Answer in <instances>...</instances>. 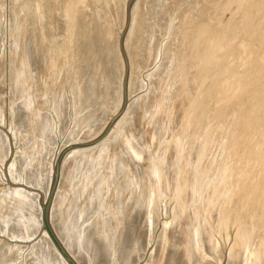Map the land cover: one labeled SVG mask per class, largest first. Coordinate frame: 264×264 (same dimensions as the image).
<instances>
[{"label":"rangeland","instance_id":"rangeland-1","mask_svg":"<svg viewBox=\"0 0 264 264\" xmlns=\"http://www.w3.org/2000/svg\"><path fill=\"white\" fill-rule=\"evenodd\" d=\"M129 1L130 0H0V264L39 263V249H43V246H45L42 243H38L40 242L39 237L42 234L41 227L40 233L37 235L34 234L35 237L31 236L32 234L29 232V229L33 227L32 221H28V223H31L28 224L26 223L27 221L22 220L27 213L26 206L23 203V209L20 207L18 208V199L15 198V203L13 192L15 189L18 190L19 188L25 191L21 186H28L32 189L36 184L38 185V183L41 188L44 187L47 189L46 187L48 186L50 189L53 165L56 159H54L55 153L58 150H60V153L65 148L63 147L65 145L68 147L71 145L87 144L101 137L109 122L119 113L122 107L123 80L125 77L126 64L128 68L127 106L123 114L110 130V137L108 134L101 141L102 144L99 142L94 146L69 152L65 155L62 162L59 180L62 182H60L62 185H60V183L58 184L59 188L60 186L62 188H60L58 193L59 196L57 195L56 197L54 195L56 198L53 197L51 204L55 202V199L56 201L59 199L58 201L60 202L62 200L61 205L60 202H55L58 205L54 204V207H59L57 209L53 208V210L56 209L57 212L53 211V213L56 214L52 216V220L55 219L53 223L57 224V222H59L58 226L60 228L63 227L60 231L63 230V236H67L64 238L61 234L62 240L63 238L66 240V242L63 240L66 247H70H67L69 250H74H72L71 253L76 255V259L80 260V257H83L81 260L83 259L82 261L85 263L81 261L82 264H174L176 260L178 264H252L253 262V264H264V219H262L264 217V197L261 198V194H258L260 189H251L246 190L247 193L245 191L244 194L246 196L242 194L243 196L241 195V198L239 195L240 198H238L241 200L237 198L233 200L234 198L232 199L231 197L234 193H232L233 188H231L232 185H230L232 184V180L236 177L234 171H238L239 169V171L243 172V170L240 169H245L244 171H246L249 167H251L249 170H252L253 174L256 172V176L254 175L255 179L262 176L261 178L264 182V168H262L261 162L257 159L256 161H259L258 164L254 160L243 161V155L241 159L238 156V160H240L236 161L235 156L233 157L232 153H228L226 143V137L229 135L228 131L231 130L230 134H233L236 130L235 124L237 120H239V115L236 114L238 108L242 111V115L245 116L249 112L252 113L250 110L253 106L256 107L255 101L258 98H260L258 99L259 102H262L261 105L264 103V63H259V61L264 59V52H262L263 55L261 54V51H264V44L262 43L264 42V37H262L264 34V11L262 10H264V8L261 9L262 6L259 9H253L252 7L256 5L257 1V4H261L263 1V4L264 0H253L252 2L248 0L250 1L248 2L249 4L246 1L248 7L243 6L242 9L234 3L235 0H230L232 2L229 3L227 2L229 0H133L128 11L127 7ZM252 3L253 5L250 6ZM250 7L253 9L252 11ZM215 8L220 11H216ZM244 8L246 11H251L258 18L262 11V17L259 19L257 18L259 22L261 20L260 23L253 15L254 22L257 26L253 24V20L250 21L248 18L247 20L242 16V14L247 15ZM235 9L240 10L241 13L238 11V14ZM256 12H260V14ZM233 14L237 16L241 15L239 18L236 16L235 18ZM208 16H211V19ZM230 16H232V18H230ZM188 19L190 20L187 23L186 21ZM239 20H244L245 25L243 23V25L240 24ZM191 21H194L195 24L193 22L192 25ZM249 21L252 24H250ZM211 22H215V24L213 25ZM180 23L182 25H180ZM202 23L206 26L205 29L207 32H210V35H208L209 37L212 35H214V38L220 36L217 38L219 40L218 42L222 40L221 37L223 38L220 43L223 44L219 46L223 47L222 51H224V53L226 52L224 48L228 50L229 47H232V49L230 48V50H228L230 52L227 51L228 53L226 52L224 54L220 51V54L223 53V55L228 58V64H223L227 67L223 66L222 69L224 70V73L222 72L224 76L221 77H223L224 80L223 78L218 79V81L221 79L223 82L221 80L220 82L216 81L218 77L213 79L214 87L217 86L215 92L216 90L219 91H217V94H223V91H225L223 94L225 96L233 93L231 96H228V99H231L227 103V106H230L229 108H226V104H221L222 108H220V103H218L216 99H219V96L214 93L212 94L213 96H208V103L207 96L200 97V94L198 95L195 85L192 87L188 86L189 89L191 88L190 93H192L191 98H193V101L190 99L191 102L187 101V104H185L186 101L180 103L181 97L184 94L182 92L184 91L182 88L179 89L180 84L175 85L178 72L176 68L178 67V61L182 57V53L180 52H182V49L190 42V37L185 36L186 34L183 33L188 32L194 34L200 26L203 28ZM248 24L249 26H246ZM184 25H186V27ZM252 25L255 27H252ZM191 26L195 27L192 29ZM215 26L220 29L219 32ZM225 26L227 29H225ZM243 26L245 30L247 29L246 31H243ZM189 27H191V30ZM213 27L215 29H213ZM193 30L195 31L192 32ZM212 30H214V33L217 31L218 34H211ZM256 31L259 34L258 37ZM246 32L249 36L246 35ZM238 34L240 36H238ZM237 36L240 37V40ZM244 37L246 38L244 39ZM249 37L252 42L247 41L250 40ZM229 38L230 41H234L233 43L231 42L233 45L235 42L237 43L239 41H241L239 43L249 45L247 51L242 54L241 51H236L240 55L236 52L233 53L237 48L229 43ZM241 38L243 40H241ZM185 41L187 42L185 43ZM182 43L186 45H182ZM226 43L230 45H225ZM250 44L255 45L251 47ZM259 45L262 46L260 47ZM219 46L216 45V47ZM255 46H257V48ZM233 47L236 49L234 50ZM258 49H261L259 53L257 52ZM250 52L251 54L255 52V55H251ZM245 53H247V55ZM235 54L237 60L233 57ZM259 54L262 59L259 57ZM123 55H125V58ZM237 56H239V58ZM231 58L233 59L231 60ZM234 58L235 61H233ZM250 58H253L254 61ZM254 63L255 66L257 65L256 68ZM239 64L240 67H237ZM232 66L234 67L231 70ZM235 67L238 68V70ZM248 68L250 70H247ZM215 69L216 68L213 70L210 69V71L212 72ZM251 69H253V71ZM216 70L214 71L215 73ZM234 70L235 72H232ZM243 70L247 71V74ZM260 70L261 72L259 73ZM254 71L255 73H253ZM257 71L259 73L258 75H256ZM249 74H254L255 76H250ZM241 75L246 79H244L243 76L241 78ZM187 76H191V72ZM227 76L229 84L225 85V78ZM250 77L255 79H249ZM240 79H244L241 81L244 87L241 86ZM248 79L251 81L246 82ZM234 80L237 85L234 83ZM255 80L257 83L258 80H263L259 82L262 86L259 84L252 86L253 83L256 82ZM230 82H232L233 85L230 84ZM205 83H207V81ZM205 83L204 86H208ZM234 85L237 86V88ZM255 86L256 88L253 90ZM240 88L244 91L242 92ZM250 88L252 89L249 90ZM261 88H263V91ZM227 89H229L230 92H228ZM252 90L255 93L254 95ZM257 90L260 92L256 93ZM163 93H165L166 96L167 93L170 94L171 99L173 98L174 100H172L173 102L169 106L170 114H167V116L164 113L167 109V102L165 99L168 98ZM238 93L239 96H237ZM193 95L196 96L195 100ZM256 95H258V97ZM251 97L256 98L254 99ZM240 98V102L243 101L244 103L238 102V104H240L237 106V101H239ZM248 98L251 99L249 102H247L249 100ZM196 99L199 101L197 102ZM202 99L203 101H200ZM210 99L214 102L210 101ZM214 99L216 100V104H214ZM158 101L160 103H158L159 109L155 105ZM133 102L134 104H132ZM246 102L247 104H245ZM118 104L120 105L118 106ZM129 104L132 105V107ZM188 104L191 106V109H189ZM184 106H186V109L183 108ZM236 106L237 108H235ZM128 107H130L132 112ZM215 108L217 109L214 110ZM194 110L195 112L198 111V113L196 112V114L192 115ZM217 110L221 113H219V111L217 112ZM222 110L225 111L223 112ZM243 110L246 111L243 112ZM126 111L128 112L126 113ZM214 111L217 114L214 113ZM241 111L238 113L240 114ZM177 112L179 114H177ZM135 114L137 115L135 116ZM195 115L198 116L199 119L197 117L196 120ZM202 115H204L203 118H205L201 122ZM214 115L217 116L212 117ZM220 115H222V117ZM185 116H187V118ZM207 116L211 117L209 118ZM190 117L191 119H195L190 121ZM259 117H263L264 119V110ZM259 117L257 118L255 116V119L259 121ZM211 119L213 120L210 121ZM263 119L260 118V121H262L259 122L260 124L258 123L261 127H264ZM185 120L188 125H186L187 123L185 124ZM188 121L190 123L192 121L195 122L190 124ZM213 121H217L214 123V127L212 126ZM230 122L231 129L229 128ZM252 123L254 124L255 122ZM221 125H224V127ZM252 127L254 128V125ZM99 129L102 131L100 130L99 132ZM248 135L249 137H247ZM253 135H255L254 130L246 136V138L251 137L253 139L251 144L255 143ZM256 140H258V138ZM261 140L264 141L263 138ZM97 145H104L103 147L101 146L103 150L101 147H97ZM136 150L137 153L135 152ZM230 155L232 156L231 158ZM189 159L192 161H189ZM241 161L244 162L242 163L243 166L240 164ZM250 162H252L253 165ZM244 166H246L247 169ZM227 167H229V171ZM256 168L258 169L257 171ZM207 172L208 174L211 172L210 175H208ZM215 172H217V174ZM199 173H201L200 176ZM231 173L234 175H231ZM237 173L238 172H236V174ZM197 176L200 178H197ZM231 176H233V179ZM229 177L232 179L231 182H229ZM63 184H65L66 187ZM62 189L64 191V197L60 195ZM248 191L250 197L248 196ZM40 193L43 194L42 189ZM226 194L230 195V199ZM257 194L260 196V199ZM207 196L208 199H206ZM10 198H13L14 202ZM248 198H251V201ZM227 199L229 201L231 199L233 200H231V206H226V203L229 202H225ZM236 200H238V204ZM223 202L226 206V210L223 208ZM259 204L262 205V207ZM255 205H258L257 209ZM240 206L248 213H244V210L242 211V207ZM219 211H221V214ZM257 211L259 213H257ZM31 212L32 211H30V214L35 216V212ZM249 213L251 214L248 216L247 214ZM233 215L235 217H233ZM252 216L258 217L254 219ZM56 218L58 219L56 220ZM255 222L257 225L254 224ZM24 225L29 228H24ZM31 231H33V229H31ZM76 240L77 242H75ZM69 242H72V245ZM73 243H75V245ZM184 246H186V249ZM80 248H82L81 255L79 254ZM177 248H179V250ZM47 250L46 256H48L49 259L46 258L48 260L45 259L42 261L43 263H40L56 264L59 262L55 256L50 253V250ZM254 251L255 253H253ZM174 252L177 256L180 255L179 260L174 259L178 258ZM256 252L259 258H257L258 255ZM82 253L84 255H82ZM171 257L172 259H170ZM53 261L55 263H52ZM57 264L61 263L59 262Z\"/></svg>","mask_w":264,"mask_h":264},{"label":"bare ground","instance_id":"bare-ground-1","mask_svg":"<svg viewBox=\"0 0 264 264\" xmlns=\"http://www.w3.org/2000/svg\"><path fill=\"white\" fill-rule=\"evenodd\" d=\"M116 1V0H115ZM164 1V0H163ZM162 1V2H163ZM221 1V0H220ZM223 1V0H222ZM246 1H247V3L248 2H252L253 0H250V1H248V0H235L234 1V3L235 4H237L238 5V7L240 8V9H242V7L243 6H247L248 7V4L246 3ZM113 2V1H112ZM207 2H209V1H207ZM206 2V3H207ZM228 3L229 2H232V1H227ZM255 2V1H254ZM263 2V1H262ZM262 2H261V4H257L258 3V1H257V3H256V5H254V6H252L253 7V9H259V8H261L262 6V8L261 9H263L264 8V3L262 4ZM27 3V2H26ZM35 3V2H34ZM82 3V2H81ZM84 3V2H83ZM218 3V2H217ZM77 4V3H76ZM113 4V3H112ZM116 4H117V2H116ZM216 4V3H215ZM247 4V5H246ZM39 5V4H38ZM41 5V4H40ZM251 5H253V3L252 4H250V6ZM45 6V5H44ZM215 6V5H214ZM230 6V5H229ZM114 7V6H113ZM116 7H118V6H116ZM138 7V6H137ZM225 7V6H224ZM111 8V7H110ZM213 8V7H212ZM237 8V7H236ZM104 9V8H103ZM113 9V8H112ZM116 9V8H115ZM122 9V8H121ZM155 9V8H154ZM207 9V8H206ZM216 9V8H215ZM225 9V8H224ZM248 9V8H247ZM250 9H251V7H250ZM253 9H251V11L253 10ZM260 9V10H261ZM235 10H237V9H235ZM244 10H245V12H247V15H243L242 14V16L244 17V18H248L250 21H252L253 20V22H254V17H253V13L251 12V11H246V9L244 8ZM212 11H213V9H212ZM211 11V12H212ZM215 11V10H214ZM216 11H220V10H217L216 9ZM215 11V12H216ZM240 12V10H237L236 12ZM258 11V10H257ZM262 11H264V10H262ZM262 11H261V14H260V12L259 13H257V14H260V16H259V18L260 17H262ZM37 12V11H36ZM155 12H156V10H155ZM214 12V13H215ZM239 12H238V14H239ZM44 13V12H43ZM42 13V14H43ZM218 13V12H217ZM241 13V12H240ZM39 14V13H38ZM156 14V13H155ZM208 14V13H207ZM210 14V13H209ZM244 14H246V13H244ZM264 14V13H263ZM40 15V14H39ZM46 15V14H45ZM67 15V14H66ZM134 15V14H133ZM149 15V14H148ZM211 15V14H210ZM217 15V14H216ZM232 15V14H231ZM241 15V14H240ZM240 15H234L233 14V16L235 17H238L239 18V16ZM156 16V15H155ZM181 16V15H180ZM203 16V15H202ZM215 16V15H214ZM255 16V15H254ZM157 17V16H156ZM182 17H183V15H182ZM209 17V16H208ZM213 17V16H212ZM235 17V18H236ZM256 17V19L258 18L257 16H255ZM36 18V17H35ZM107 18V17H106ZM133 18V17H132ZM210 19H211V16L209 17ZM208 18V19H209ZM214 18V17H213ZM212 18V19H213ZM230 18H232V16H230ZM235 18H234V20H235ZM241 18V17H240ZM243 18V19H244ZM258 18V19H259ZM182 19V18H181ZM190 19H192V18H190ZM190 19H188L186 22L188 23L189 22V20ZM207 19V18H206ZM209 19V20H210ZM247 19V20H248ZM258 19H257V21H258ZM133 20V19H132ZM132 20H131V22H132ZM183 20V19H182ZM184 20H186V19H184ZM193 20V19H192ZM196 20V19H195ZM204 20H205V18H204ZM245 20V19H244ZM244 20L242 21V20H239V23L240 24H244L245 25V23H244ZM246 20V21H247ZM197 21V20H196ZM200 21V20H199ZM198 21V22H199ZM211 21V20H210ZM233 21V20H232ZM236 21V20H235ZM249 21V23L250 24H252L251 22ZM256 21V20H255ZM256 21V22H257ZM183 22V21H182ZM185 22V21H184ZM192 22V21H191ZM190 22V23H191ZM194 22V21H193ZM193 22H192V25H193ZM213 22V21H212ZM211 22V23H212ZM217 22V21H216ZM221 22V21H220ZM229 22V21H228ZM248 22V21H247ZM259 22V21H258ZM260 22H261V20H260ZM259 22V23H260ZM264 22V21H263ZM157 23V22H156ZM189 23V24H190ZM197 23V22H196ZM208 23H210V22H208ZM229 23H231V22H229ZM189 24H188V26H189ZM194 24H195V22H194ZM213 25L215 24V22L214 23H212ZM218 24V23H217ZM216 24V25H217ZM225 24V23H224ZM235 24V23H234ZM242 24V25H243ZM253 24H255V26H257V24L254 22ZM42 25V24H41ZM156 25V24H155ZM179 25V24H178ZM180 25H182L181 23H180ZM198 25H199V23H198ZM197 25V26H198ZM202 25H203V23H202ZM225 25H227V24H225ZM262 25H263V23H262ZM261 25V26H262ZM133 26V25H132ZM132 26H131V28H132ZM185 27H186V25H184ZM218 26H219V24H218ZM222 26V25H221ZM230 26V25H229ZM228 26V27H229ZM231 26H232V24H231ZM235 26V25H234ZM246 26H249V24L248 25H246ZM251 26V25H250ZM255 26H253L252 25V27H255ZM259 26H260V24H259ZM57 27V26H56ZM192 27V26H191ZM191 27H189V29L191 28ZM193 27H195V26H193ZM193 27H192V29H193ZM203 28H201V26L196 30V28H195V30H193L192 32H194L195 31V33L194 34H191V33H183V34H186L185 36H189L190 37V42L187 44V46H185L183 49H182V52H180V53H182V57L180 58V60L178 61V64H177V68L176 69H178V72H177V75H176V77H177V81H175V85H179L180 84V87H179V89H183V91L184 92H182V93H184L183 95H182V97H181V100H180V103L182 102H185L186 101V103L185 104H187L188 102H191V100L190 99H192V101H193V98H191L192 96V93H190L191 91H190V89H189V87L188 86H190V87H192V86H194L195 85V88H196V91H198V95L200 94V97H205V96H207L206 98H208V96H213L212 94L214 93V94H216V95H218L219 96V99L218 98H216L218 101V103H220V108H222V105H224V104H226V106L228 105L227 103L229 102V100H231V99H228L229 97V95H227V96H225V95H223L224 94V92L225 91H223V94H217V91L218 90H216V92H215V88L217 87H214V80L213 79H215L216 77H218V78H216V81H218V79L219 78H223V77H221V76H224V75H222L224 72V70H222L223 69V66L226 64H228V58H227V56H225V55H223V53H224V51H222V49H223V47H220L219 45H222V44H220L221 42H222V40H223V38L221 37V41L220 42H218L219 40L217 39V38H219L220 36H217V38H214V35H212L211 37H209L208 35H210L209 33L210 32H207V30L205 29V25H203L202 26ZM215 27H217V26H215ZM220 27V26H219ZM233 27V26H232ZM238 27H239V25H238ZM242 27V26H241ZM252 27H250V28H252ZM130 28V29H131ZM188 28V27H187ZM224 28V27H223ZM231 28V27H230ZM229 28V29H230ZM243 28H244V26H243ZM261 28V27H260ZM133 29V28H132ZM185 29V28H184ZM213 29H215L214 27H213ZM217 29H218V27H217ZM225 29H227L226 28V26H225ZM228 29V30H229ZM238 29H240V28H238ZM249 29V28H248ZM252 29H255V28H252ZM251 29V30H252ZM185 30H188V29H185ZM191 30V29H190ZM211 30V29H210ZM219 30L220 29H218V32H219ZM222 30V29H221ZM235 30V29H234ZM247 30V29H246ZM245 30V28H244V30L243 31H246ZM261 30V29H260ZM264 30V29H263ZM53 31V30H52ZM208 31H209V28H208ZM214 30H212L211 31V34L212 33H214L213 32ZM226 31V30H225ZM230 31V30H229ZM237 31V30H236ZM242 31V30H241ZM240 31V32H241ZM253 31V30H252ZM37 32V31H36ZM107 32H108V30H107ZM218 32L216 31L215 33H217L218 34ZM224 32V31H223ZM228 32V31H227ZM258 32H259V30H258ZM208 33V34H207ZM214 33V34H215ZM231 33H232V31H231ZM256 33H257V31H256ZM105 34H106V32H105ZM109 34V33H108ZM182 34V33H181ZM216 34V35H217ZM220 34V33H219ZM224 34H225V32H224ZM223 34V35H224ZM233 34V33H232ZM236 34H237V32H236ZM241 34V33H240ZM250 34V33H249ZM255 33L253 32V35H254ZM263 34V33H262ZM52 35V34H51ZM107 35V34H106ZM226 35H228V34H226ZM235 35V34H234ZM242 35H244V34H242ZM246 35H247V32H246ZM252 35V34H251ZM250 35V36H251ZM257 35V37H258V33L256 34ZM110 36V35H109ZM182 36V35H181ZM185 36L183 35V37L185 38ZM238 36H240L239 34H238ZM237 36V37H238ZM247 36H249V35H247ZM255 36V35H254ZM228 37V36H227ZM230 37V36H229ZM236 37V38H237ZM243 37V36H242ZM251 37H253V36H251ZM262 37H264V34L262 35ZM226 38V37H225ZM240 37H238V39H239ZM246 37H244V39H245ZM250 38V37H249ZM261 38V37H260ZM180 39V38H179ZM231 39H233V38H231ZM234 39H235V37H234ZM237 39V40H238ZM248 39V38H247ZM262 39V38H261ZM57 40H59V39H57ZM71 40V39H70ZM127 40V39H126ZM184 40V39H183ZM186 40L188 41V39L186 38ZM240 40V39H239ZM241 40H243L242 38H241ZM182 41V40H181ZM187 41H185V43L187 42ZM227 41V40H226ZM229 41H230V38H229ZM228 41V42H229ZM247 41H251L252 42V40H251V38H250V40H247ZM253 41H254V38H253ZM263 41V40H262ZM55 42V41H54ZM179 42V41H178ZM225 42V41H224ZM232 40L229 42L231 45H233L232 43L234 42H232ZM239 42H241V41H239ZM239 42H235V44L233 45L234 47H236L237 48V50H235L236 48H234L233 47V49L235 50L233 53H235L236 51H238V52H240L241 51V54L243 53V52H246L247 51V47H249V45H247V44H245V43H239ZM260 42V41H259ZM183 44L182 43V45H186V44ZM229 43H226L225 45H227V44H229ZM247 43V42H246ZM261 43V42H260ZM263 44H264V42H262ZM73 44V43H72ZM229 44V45H230ZM257 44V43H256ZM54 45V44H53ZM85 45V44H84ZM181 45V46H182ZM216 45L217 46H219V47H216ZM228 45V46H229ZM251 45V47L252 46H254L253 44H250ZM71 46V45H70ZM181 46H180V48H181ZM260 46V45H259ZM262 46V45H261ZM260 46V47H261ZM264 46V45H263ZM106 47V46H105ZM225 47V46H224ZM250 47V48H251ZM256 48H257V46H255ZM230 48L232 49V47H229V49L228 50H230ZM255 48V49H256ZM259 48V47H258ZM226 49V50H225ZM239 49V50H238ZM224 50L227 52L228 50H227V48H224ZM249 50V49H248ZM261 49H258L257 50V52L259 53V51H260ZM264 50V49H263ZM181 51V50H180ZM220 51H222L221 53L222 54H220ZM250 51V50H249ZM248 51V52H249ZM251 51L253 52V50L251 49ZM256 51V50H255ZM66 52V51H65ZM171 52V51H170ZM225 52V53H226ZM228 52H230V51H228ZM227 52V53H228ZM238 52H236V53H238ZM247 52V53H248ZM262 52H264V51H261V54L263 55V53ZM48 53V52H47ZM55 53V52H54ZM63 53V52H62ZM224 53V54H225ZM247 53H245L246 55H247ZM255 53V52H254ZM251 54V52H250V54L251 55H255V54ZM230 54V53H229ZM232 54V53H231ZM51 55V54H50ZM228 55V54H227ZM238 55H240L239 53H238ZM245 55V56H246ZM181 56V55H180ZM230 56V55H229ZM236 56V54L233 56V57H235ZM178 57V56H177ZM238 58H239V56H237ZM247 57V56H246ZM259 57H260V54H259ZM236 58V57H235ZM235 58H234V60L233 61H235ZM244 58V57H243ZM256 58V57H255ZM261 58V57H260ZM233 58H231V60H232ZM250 59H252V61H254V59L253 58H250ZM262 59V58H261ZM54 60V59H53ZM130 60V59H129ZM236 60H237V58H236ZM260 60V59H259ZM264 60V59H263ZM263 60H261V61H259V63L260 62H263L264 63V61ZM250 61V60H249ZM230 62V61H229ZM242 62V61H241ZM251 63V62H250ZM256 63V62H255ZM255 63H254V66H255ZM258 63V64H259ZM131 64V63H130ZM135 64V63H134ZM224 64V65H223ZM132 65V64H131ZM130 65V66H131ZM230 65V64H229ZM242 65V64H241ZM251 66V65H250ZM259 66V65H258ZM224 67H227V66H224ZM233 67L234 66H232V68H231V70L233 69ZM237 67H240V64H239V66H237ZM257 67V65L255 66V68ZM261 67V66H260ZM214 68H216L215 70H216V73L214 72V71H210V69L211 70H213ZM228 68H229V66H228ZM236 68V67H235ZM247 68V67H246ZM252 68V67H251ZM255 68H254V70H255ZM261 68H263V67H261ZM47 69H49V68H47ZM132 69V68H131ZM170 69V68H169ZM168 69V70H169ZM174 69H175V67H174ZM173 69V70H174ZM175 69V70H176ZM226 69V68H225ZM237 70H238V68H236ZM235 69V70H236ZM51 70V69H50ZM230 70V69H229ZM231 70H230V72H231ZM235 70L234 71H232V72H235ZM247 70H250L249 68L247 69ZM252 71H253V69H251ZM91 71V70H90ZM244 72H246V74H247V71H245V70H243ZM262 71H263V69H262ZM95 72V71H94ZM130 72H131V70H130ZM176 72V71H175ZM191 72V76H187V75H189V73ZM223 72V73H222ZM230 72H229V74H230ZM243 72V73H244ZM261 72V70L259 71V73ZM238 73V72H237ZM250 73H251V71H250ZM253 73H255V71L253 72ZM258 73V71H257V74L256 75H258L259 74ZM220 74V75H219ZM245 74V73H244ZM261 74H263V73H261ZM88 75V74H87ZM227 75H228V73H227ZM233 75H234V73H233ZM250 75V74H249ZM252 75V74H251ZM250 75V76H251ZM254 75V74H253ZM252 75V76H253ZM229 76V75H228ZM228 76L225 78V85L226 84H229V81L227 80L228 79ZM242 76L243 75H241V78H242ZM248 76V75H247ZM246 76V77H247ZM255 76V75H254ZM23 77V76H22ZM170 77H171V74H170ZM232 77V76H231ZM230 77V78H231ZM258 77V76H257ZM260 77V76H259ZM264 77V76H263ZM27 78V77H26ZM243 78H244V76H243ZM261 78V77H260ZM156 79V78H155ZM175 79V78H174ZM220 79V80H221ZM237 79V78H236ZM244 79H246V78H244ZM244 79H240V82L242 81V80H244ZM249 79H255V78H253V77H250ZM248 79V81H246V82H250L251 80H249ZM257 79V78H256ZM213 80V81H212ZM220 80L218 81V82H220ZM223 80H224V78H223ZM130 81V80H129ZM163 81V80H162ZM207 81V83H205ZM222 81V80H221ZM244 81V82H245ZM254 81V80H253ZM252 81V82H253ZM256 81V80H255ZM263 81V80H262ZM261 80H258V83H257V81L256 82H254L253 83V85L252 86H254V85H256V84H259V85H261V83H259V82H262ZM217 82V83H218ZM223 82V81H222ZM130 83H131V81H130ZM204 83L205 84H207L208 86H204ZM234 83L236 84V82H235V80H234ZM156 84V83H155ZM222 84V83H221ZM221 84H220V87H221ZM230 84H232V82H230ZM241 84V86H242V84H243V82H241L240 83ZM130 85V84H129ZM128 85V86H129ZM157 85V84H156ZM167 85V84H166ZM196 85H197V87H196ZM233 85V84H232ZM237 85V84H236ZM244 85H247V84H244ZM135 86V85H134ZM139 86V85H138ZM171 86V85H170ZM229 86V85H228ZM235 86V85H234ZM248 86H249V84H248ZM262 86V85H261ZM264 86V85H263ZM118 87V86H117ZM140 87V86H139ZM158 87V86H157ZM165 87V86H164ZM173 87V86H172ZM186 87V88H185ZM224 87V86H223ZM230 87V86H229ZM228 87V88H229ZM236 88H237V86H235ZM242 87H244V86H242ZM241 87V88H242ZM247 87V86H246ZM251 87V86H250ZM259 87V86H258ZM225 88V87H224ZM240 88V90L243 92L244 90H242ZM249 88V87H248ZM247 88V89H248ZM254 88H256V86L255 87H253V90H254ZM264 88V87H263ZM263 88H261L262 89V91H263ZM165 89V88H164ZM217 89H221V88H217ZM230 89V88H229ZM229 89H227L228 90V92H230L229 91ZM235 89V88H234ZM252 88H250L249 90H251ZM261 89H259V90H261ZM154 90V89H153ZM163 90V89H162ZM168 90V89H167ZM172 90V89H171ZM195 90V89H194ZM225 90V89H224ZM236 90V89H235ZM248 90V91H249ZM252 90V92H253V95L255 94L254 93V91ZM166 91V90H165ZM173 91V90H172ZM181 91V90H180ZM231 91H232V89H231ZM240 91V92H241ZM130 92H131V88H130ZM201 92V93H200ZM219 92V91H218ZM227 92V91H226ZM241 92V93H242ZM247 92V91H246ZM246 92H244L245 94H247ZM258 92V90L256 91V93ZM260 92V91H259ZM258 92V93H259ZM222 93V92H221ZM249 93V92H248ZM251 93V92H250ZM132 94V93H131ZM137 94V93H136ZM159 94V93H158ZM165 96H166V94L165 93H163ZM175 94H176V92H175ZM181 94V93H180ZM194 94V93H193ZM233 93H231V95H232ZM121 95V94H120ZM230 95V96H231ZM249 95H252V94H249ZM249 95H247V96H249ZM135 96V95H134ZM173 96V95H172ZM194 96V95H193ZM237 96H239V93L237 94ZM237 96H236V98H237ZM245 96V95H244ZM257 97H258V95H256ZM262 96V95H261ZM122 97V96H121ZM130 97H131V95H130ZM158 97V96H157ZM168 99H165L166 100V102H167V104H166V107H167V109L165 110V113L164 114H166V116H167V114H170V109H169V106H170V104L174 101L173 100V98L171 99V96H170V94H168L167 93V96H166ZM165 97V98H166ZM178 97V96H177ZM195 97L196 96H194V100H195ZM241 97V96H240ZM242 97H243V95H242ZM259 97H260V94H259ZM231 98V97H230ZM251 98H254V97H251ZM256 98V97H255ZM254 98V99H255ZM119 99V98H118ZM149 99V98H148ZM154 99V98H153ZM163 99V98H162ZM205 99V98H204ZM249 99V98H248ZM258 99H260V98H258ZM256 100L255 102H256V107L255 106H253L252 107V109L250 110L252 113H248L247 115H245V116H243L242 115V111L238 108V112H240L241 111V115L237 112L236 114H238L239 116V120H237V117H236V120H237V122H236V124H235V126H236V130L233 132V134H230V131L231 130H229L228 131V136L226 137V143H227V151H228V153L229 154H231L232 153V155H233V157L235 156V160L237 161L238 160V158L240 157V159H241V156H242V160L244 161H256V159L257 160H259L260 162H261V164H262V168H264V141H262L261 139L263 138V140H264V127H261L259 124V122H261L260 121V118H262L263 119V117H259L260 115H261V113L263 112V110L264 109H262V108H264V103H263V105H261V103L259 102V100ZM173 100V101H172ZM209 100V98L207 99V101ZM215 100V99H214ZM235 100V99H234ZM234 100H233V102H234ZM240 100H241V98L239 99V101H237V104H238V102H240ZM247 100V99H246ZM251 99H249L247 102H249ZM253 100V99H252ZM262 100V99H261ZM134 101V100H133ZM139 101V100H138ZM154 101V100H153ZM161 101V100H160ZM164 101V100H163ZM162 101V102H163ZM188 101V102H187ZM196 101L198 102L199 100L198 99H196ZM200 101H203V99L202 100H200ZM206 101V100H205ZM210 101H213V100H211L210 99ZM83 102H84V100H83ZM93 102V101H92ZM140 102V101H139ZM214 102V101H213ZM236 102V101H235ZM247 102L245 103V104H247ZM254 102V101H253ZM264 102V101H263ZM118 103V102H117ZM158 103H159V101L158 102H156L155 103V105H156V107H158ZM203 103V102H202ZM208 103H209V101H208ZM231 103V102H230ZM240 103H244L243 101L242 102H240ZM239 103V104H240ZM260 103V104H259ZM121 104V103H120ZM120 104H118V106L120 105ZM132 104H134V102L132 103ZM148 104H150V103H148ZM153 104V103H152ZM160 104V103H159ZM195 104H196V102H195ZM194 104V105H195ZM214 104H216V100H215V103ZM222 104V105H221ZM239 104L237 105V106H239ZM130 105V104H129ZM163 105H164V103H163ZM184 105V104H183ZM244 105V104H243ZM249 105V104H248ZM258 105V106H257ZM131 107H132V105H130ZM135 106H136V104H135ZM134 106V107H135ZM151 106V105H150ZM160 106V105H159ZM171 106H173V105H171ZM188 106H189V109H191L190 107V105L188 104ZM201 106V105H200ZM204 106V105H203ZM202 106V107H203ZM237 106L235 107V108H237ZM241 106V105H240ZM133 107V108H134ZM142 107V106H141ZM149 107V106H148ZM186 106H184L183 108H185ZM206 107V106H205ZM215 107H218V106H215ZM225 107V106H224ZM230 107V106H229ZM228 106L226 107V108H229ZM250 107H251V105H250ZM249 107V108H250ZM255 107V108H254ZM117 108H119V107H117ZM129 108V110H130V107H128ZM127 108V109H128ZM151 108V107H150ZM180 108V107H179ZM244 108V107H243ZM242 108V109H243ZM158 109H159V107H158ZM160 109H161V107H160ZM186 109V108H185ZM188 109V108H187ZM188 109V110H189ZM200 109H201V107H200ZM203 109V108H202ZM206 109V108H205ZM204 109V110H205ZM211 109H213V108H211ZM211 109H210V112H211ZM217 108H215L214 110H216ZM219 109V108H218ZM245 109H247V108H245ZM128 110V111H129ZM134 110V109H133ZM184 110V109H183ZM128 111H126V113L128 112ZM131 111V110H130ZM129 111V112H130ZM137 111V110H136ZM158 111V110H157ZM162 111V110H161ZM160 111V112H161ZM177 111V110H176ZM200 111V110H199ZM203 111V110H202ZM219 110H217V112H218ZM223 111V110H222ZM225 111V110H224ZM223 111V112H224ZM234 111V110H233ZM236 111V110H235ZM246 111V110H245ZM244 110H243V112H245ZM132 112V111H131ZM181 112H183V111H181ZM185 112H186V110H185ZM190 112V111H189ZM195 110L192 112V115L193 114H196V112L198 113V111H196L195 113ZM204 112V111H203ZM205 112H207V111H205ZM209 112V113H210ZM228 112H229V109H228ZM230 112H231V110H230ZM112 113V112H111ZM136 113V112H135ZM141 113V112H140ZM144 113V112H143ZM163 113V112H162ZM161 113V114H162ZM208 113V114H209ZM213 113V112H212ZM214 113H216L215 111H214ZM219 113H221L220 111H219ZM227 113V112H226ZM233 113V112H232ZM129 114V113H128ZM132 114V113H131ZM175 114V113H174ZM177 114H179L178 112H177ZM208 114H206V115H208ZM217 114V113H216ZM225 114V113H224ZM246 114V113H245ZM137 114H135V116H136ZM140 115V114H139ZM188 115V114H187ZM190 115H191V113H190ZM200 115V114H199ZM205 115V114H204ZM204 115H202V119H201V122H202V120L205 118H203V116ZM111 116V115H110ZM145 116V115H144ZM148 116V115H147ZM159 116V115H158ZM165 116V117H166ZM170 116V115H169ZM189 116V115H188ZM196 116V115H195ZM194 116V117H195ZM215 116H217V115H214V116H212V117H215ZM221 117H222V115H220ZM224 116V115H223ZM235 116V115H234ZM255 116L258 118L259 117V121L258 120H256L255 119ZM182 117H183V114H182ZM186 118H187V116H185ZM197 117L198 116H196V120H197ZM207 117H209V116H207ZM211 117V116H210ZM209 117V118H210ZM231 117V116H230ZM254 117V118H253ZM128 118H129V116H128ZM127 118V119H128ZM169 118V117H168ZM167 118V119H168ZM209 118H208V120H209ZM227 118V117H226ZM232 118H233V116H232ZM160 119V118H159ZM177 119V118H176ZM192 119H195V118H192ZM191 119V117H190V121L192 120ZM198 119H199V117H198ZM217 119V118H216ZM220 119H223V118H220ZM220 119H218V120H220ZM230 119V118H229ZM97 120H99V119H97ZM126 120V119H125ZM162 120V119H161ZM169 120H170V118H169ZM207 120V119H206ZM213 119H211L210 121H212ZM228 120V119H227ZM149 121V120H148ZM209 121V122H210ZM221 121V120H220ZM220 121H218V122H220ZM233 121V120H232ZM263 121H264V119H263ZM139 122V121H138ZM163 122V121H162ZM171 122V121H170ZM182 122V121H181ZM189 122V121H188ZM193 122H195V121H192L191 123H193ZM197 122V121H196ZM217 122V121H216ZM216 122H214L213 121V124H212V126L214 125V123H216ZM228 122V121H227ZM252 122H255L254 124L252 123ZM257 122V123H256ZM103 123H105V122H103ZM123 123V122H122ZM131 123V122H130ZM140 123V122H139ZM151 123V122H150ZM176 123V122H175ZM187 122H186V120H185V124H186ZM190 123V122H189ZM190 123V124H191ZM205 123V122H204ZM233 123V122H232ZM234 123H235V119H234ZM259 123V124H258ZM93 124V123H92ZM138 124V123H137ZM172 124V123H171ZM195 124V123H194ZM193 124V125H194ZM203 124V123H202ZM225 124H226V121H225ZM230 124V126H229V128L231 127V122L229 123ZM264 124V123H263ZM100 125V124H99ZM103 125V124H102ZM101 125V126H102ZM104 125H106V124H104ZM175 125V124H174ZM173 125V126H174ZM186 125H188V123L186 124ZM210 125V124H209ZM209 125H207V126H209ZM218 125V124H217ZM227 125V124H226ZM254 125V128L252 127ZM151 126V125H150ZM149 126V127H150ZM172 126V127H173ZM185 126V125H184ZM190 126V125H189ZM221 126H223L224 127V125H221ZM264 126V125H263ZM93 127V126H92ZM115 127V126H114ZM137 127V126H136ZM155 127V126H154ZM182 127V126H181ZM214 127V126H213ZM219 127V126H218ZM233 127V126H232ZM102 128H103V126H102ZM185 128V127H184ZM204 128V127H203ZM207 128V127H206ZM228 128V129H229ZM84 129V128H83ZM104 129V128H103ZM118 129H119V127H118ZM205 129V128H204ZM210 129H213V128H210ZM231 129V128H230ZM100 130L101 129H99V132H100ZM114 130V129H113ZM186 130H189V129H186ZM201 130V129H200ZM206 130V129H205ZM221 130V129H220ZM219 130V131H220ZM225 130H226V127H225ZM252 130H254L255 131V135H253L254 136V142L255 143H252L251 144V142H252V138L250 137V138H246V136H247V134H250L251 132H252ZM102 131V130H101ZM208 131V130H207ZM251 131V132H250ZM130 132V131H129ZM133 132V131H132ZM148 132V131H147ZM160 132V131H159ZM181 132H183V131H181ZM82 133V132H81ZM171 133V132H170ZM185 133V132H184ZM189 133V132H188ZM207 133V132H206ZM211 133V132H210ZM218 133V132H217ZM129 134V133H128ZM158 134V133H157ZM193 134V133H192ZM200 134V133H199ZM112 135V134H111ZM156 135V134H155ZM80 136V135H79ZM119 136V135H118ZM130 136V135H129ZM185 136V135H184ZM226 136V135H225ZM250 136H252V135H250ZM94 137V136H93ZM109 137H110V134H109ZM196 137V136H195ZM247 137H249V135L247 136ZM127 138V137H126ZM129 138V137H128ZM130 138H131V136H130ZM129 138V139H130ZM206 138V137H205ZM210 138V137H209ZM258 138V140H256V139ZM108 139V138H107ZM111 139V138H110ZM114 139V138H113ZM174 139V138H173ZM189 139V138H188ZM105 141H106V139H105ZM104 141V142H105ZM108 141V140H107ZM129 141V140H128ZM184 141H186V140H184ZM216 141H217V139H216ZM103 142V144L105 145V143ZM113 142V141H112ZM111 142V143H112ZM181 142H183V141H181ZM208 142V141H207ZM72 143V142H71ZM107 143V142H106ZM116 143H117V141H116ZM119 143V142H118ZM124 143V142H123ZM135 143V142H134ZM190 143V142H189ZM204 143H205V141H204ZM61 144V143H60ZM100 144H102V142L100 143ZM137 144V143H136ZM103 145V146H104ZM116 145V144H115ZM119 145V144H118ZM130 145V144H129ZM140 145V144H139ZM138 145V146H139ZM150 145V144H149ZM194 145V144H193ZM200 145V144H199ZM63 146V145H62ZM67 145H65V146H63V147H66ZM102 146V145H101ZM101 146H99V145H97V147H101ZM102 146V147H103ZM137 146V145H136ZM187 146V145H186ZM62 147V148H63ZM96 147V148H97ZM102 147H101V149H102ZM109 147V146H108ZM107 147V148H108ZM129 147V146H128ZM135 147V146H134ZM117 148V147H116ZM146 148V147H145ZM188 148V147H187ZM95 149V148H94ZM100 149V150H101ZM140 149V148H139ZM144 149V148H143ZM195 149V148H194ZM221 149V148H220ZM98 150V149H97ZM103 150V149H102ZM138 150V149H137ZM137 150L135 151L136 153H137ZM198 150V149H197ZM203 150V149H202ZM201 150V151H202ZM225 150H226V148H225ZM59 151L60 150H58L56 153H55V155H54V159L57 157V155L59 154ZM83 151V150H82ZM86 151V150H85ZM90 151V150H89ZM134 151V150H133ZM182 151V150H181ZM195 151V150H194ZM74 152V151H73ZM140 152H142V151H140ZM168 152V151H167ZM166 152V153H167ZM175 152V151H174ZM212 152V151H211ZM221 152V151H220ZM171 153V152H170ZM224 153H226V152H224ZM227 153V154H228ZM128 154V153H127ZM202 154V153H201ZM206 154H208V153H206ZM37 155V154H36ZM74 155H75V153H74ZM137 155H139V154H137ZM185 155V154H184ZM211 155V154H210ZM226 155V154H225ZM180 156V155H179ZM239 156V157H238ZM76 157V156H75ZM143 157V156H142ZM220 157V156H219ZM218 157V158H219ZM232 156L230 155V158H231ZM244 157V158H243ZM222 158V157H221ZM225 158V157H224ZM237 158V159H236ZM49 159H51V158H49ZM78 159V158H77ZM188 159V158H187ZM186 159V160H187ZM239 159V160H240ZM234 160V161H235ZM238 160V161H239ZM189 161H192V160H190L189 159ZM188 161V162H189ZM215 161V160H214ZM243 161H241V163L240 164H242V163H244ZM258 161V162H259ZM53 162V161H52ZM51 162V163H52ZM219 162V161H218ZM227 162V161H226ZM231 162H232V159H231ZM258 162L256 161V163L258 164ZM14 163V162H13ZM65 163V162H64ZM84 163V162H83ZM182 163V162H181ZM245 163H247V162H245ZM251 164H252V162H250ZM49 164V163H48ZM143 164V163H142ZM157 164V163H156ZM202 164V163H201ZM227 164H228V162H227ZM226 164V165H227ZM234 164V163H233ZM256 164V165H257ZM53 165V164H52ZM51 165V166H52ZM90 165V164H89ZM91 165H92V163H91ZM220 165H221V163H220ZM230 165H231V163H230ZM235 165V164H234ZM247 165V164H246ZM249 165V164H248ZM253 165V164H252ZM251 165V166H252ZM13 166V165H12ZM156 166V165H155ZM199 166V165H198ZM215 166V165H214ZM223 166V165H222ZM221 166V167H222ZM237 166V165H236ZM242 166H243V164H242ZM250 166V165H249ZM257 166H259V165H257ZM256 166V167H257ZM205 167V166H204ZM225 167V166H224ZM231 167V166H230ZM233 167V166H232ZM241 167V166H240ZM244 167H246V166H244ZM12 168V167H11ZM11 168H8V169H11ZM200 168V167H199ZM209 168V167H208ZM216 168H217V166H216ZM229 167H227V169H228ZM238 168H239V164H238ZM249 168H251V167H249ZM249 168L247 169V167H246V169L248 170H246V171H244L245 169H240V170H243V172H241V171H239V169H238V171H234V174H235V178H234V180H232L233 179V176H231L232 177V179H230L231 177H229V179H230V181L229 182H231V180H232V184H230V185H232V187L231 188H233V191H232V193H234L233 195H232V199L233 200H235L236 198L238 199V200H241V199H239L240 198V196L242 195V194H244L245 193V191L246 190H251V189H253V190H259L260 192L258 193V194H261V198H263L264 197V188H262V187H264V182H263V180H262V176H260L259 178H257V179H255V173L256 172H254V174H253V171L252 170H249ZM13 169V168H12ZM51 169V168H50ZM187 169V168H186ZM222 169V168H221ZM233 169V168H232ZM237 169V168H236ZM255 169V168H254ZM178 170V169H177ZM189 170V169H188ZM258 169L256 168V171H257ZM10 171V170H9ZM80 171V170H79ZM209 171H212V170H209ZM219 171V170H218ZM217 171V172H218ZM228 171H229V169H228ZM230 171H231V169H230ZM255 171V170H254ZM261 171V170H260ZM187 172V171H186ZM204 172V171H203ZM217 172H215L216 174H217ZM236 172H238L237 174H236ZM27 173V172H26ZM211 173V172H210ZM210 173L208 174V172H207V174L208 175H210ZM227 173H229V172H227ZM258 173H259V171H258ZM11 174V173H10ZM39 174V173H38ZM47 174V173H46ZM223 174V173H222ZM233 173H231V175H234ZM49 175H50V173H49ZM77 175V174H76ZM201 175V173H199V176ZM208 175H206V176H208ZM225 175V174H224ZM255 175V176H254ZM262 175V174H261ZM186 176V175H185ZM188 176V175H187ZM194 176V175H193ZM199 176H197V178H200ZM202 176H205V175H202ZM201 176V177H202ZM216 176V175H215ZM214 176V177H215ZM221 176V175H220ZM228 176V175H227ZM259 176V175H258ZM19 177V176H18ZM196 177V176H195ZM21 178V177H20ZM28 178H30V177H28ZM34 178V177H33ZM207 178H209V177H207ZM211 178V177H210ZM224 178H226V177H224ZM25 179V178H24ZM69 179H71V178H69ZM46 180V179H45ZM49 180V179H48ZM60 180V179H59ZM62 180V179H61ZM173 180V179H172ZM199 180V179H198ZM212 180V179H211ZM225 180V179H224ZM223 180V181H224ZM25 181V180H24ZM27 181V180H26ZM29 181V180H28ZM39 181V180H38ZM215 181V180H214ZM30 182V181H29ZM50 182V181H49ZM61 181H59V183H60ZM184 182V181H183ZM197 182V181H196ZM252 182V183H251ZM20 183V182H19ZM62 183V182H61ZM60 183V185H62ZM65 183V182H64ZM190 183V182H189ZM213 183V182H212ZM217 183V182H216ZM226 183V182H225ZM227 183H228V181H227ZM250 183V184H249ZM27 184H29V183H27ZM26 184V185H27ZM34 184H35V182H34ZM50 184V183H49ZM49 184H47V185H49ZM185 184V183H184ZM192 184H194V183H192ZM229 184V183H228ZM249 184V185H248ZM64 186H65V184H63ZM157 185V184H156ZM216 185V184H215ZM248 185V186H247ZM255 185V186H254ZM34 186V185H33ZM166 186V185H165ZM258 186H260V187H258ZM23 189H25V191L24 190H22V189H15V191L13 192V194H14V199L16 198V199H18V208L20 207L21 209H23V206H24V204H25V206H26V211H27V213H26V216L25 217H23V219L22 220H25V221H27L26 223H28V221H32L31 223L33 224V227L31 228V229H33V231H31V229H29L30 231L29 232H31V236H33V237H35V235H37L38 233H40V227L42 226V221H41V209H40V202H41V197L39 196V194H38V192L40 193V190L42 189L43 190V198H46V196H47V193H48V190H49V188H48V186L46 187L47 189H45L44 187L43 188H41L40 187V184L38 183V185L36 184L35 185V187H33L32 189L31 188H29L28 186H21ZM66 187V186H65ZM64 187V188H65ZM178 187V186H177ZM190 187H191V184H190ZM203 187H204V184H203ZM202 187V188H203ZM208 187V186H207ZM219 187V186H218ZM41 188V189H40ZM60 188H62L61 186H60ZM60 188H59V186H58V188H57V191H56V193H55V196L57 197V195H58V193H59V191H60ZM164 188V187H163ZM262 188V189H261ZM217 189V188H216ZM223 189V188H222ZM225 189H226V187H225ZM7 190V189H6ZM9 190V189H8ZM27 190V191H26ZM172 190V189H171ZM182 190V189H181ZM227 190V189H226ZM28 191H31V192H28ZM63 191V189L61 190V193H60V195L62 196V197H64V195H63V193H64V191ZM175 191V190H174ZM228 191V190H227ZM12 192V191H11ZM33 192H37V193H33ZM66 192V191H65ZM157 192V191H156ZM251 192H256V191H251ZM250 192V193H251ZM41 193H42V191H41ZM71 193V192H70ZM207 193H208V191H207ZM226 193V192H225ZM229 194H231L230 192H228ZM246 193H247V191H246ZM7 194V193H6ZM9 194V193H8ZM13 194H12V197H13ZM205 194V193H204ZM203 194V195H204ZM229 194H226L227 196H229V199H230V195ZM248 194H249V191H248ZM257 194V196H258V198L260 199V196ZM181 195V194H180ZM197 195V194H196ZM240 195V196H239ZM245 195V194H244ZM252 195V194H251ZM9 196V195H8ZM54 196V197H55ZM59 196V195H58ZM60 196V197H61ZM66 196V195H65ZM67 196H68V194H67ZM74 196V195H73ZM174 196V195H173ZM226 196V197H227ZM235 196V197H234ZM243 196V195H242ZM242 196H241V198H242ZM246 196V195H245ZM244 196V197H245ZM249 197H250V194L248 195ZM55 197V198H56ZM61 197V198H62ZM203 197V196H202ZM221 197V196H220ZM239 197V198H238ZM253 197V196H252ZM255 197V196H254ZM6 198V197H5ZM246 198V197H245ZM4 199V198H3ZM8 199V198H7ZM10 199H12V201H13V198H10ZM16 199L14 200L15 201V203H16ZM63 199V198H62ZM197 199V198H196ZM206 199H208V196H207V198ZM224 199H225V197H224ZM231 199V200H232ZM247 199V198H246ZM249 199V198H248ZM253 199V198H252ZM264 199V198H263ZM59 199H57V201H58ZM177 200V199H176ZM200 200V199H199ZM231 200L229 201L228 199L227 200H225V202H227V201H229L228 203H226V206H231ZM232 200V201H233ZM238 200H236L237 201V204H238ZM244 200V199H243ZM242 200V201H243ZM250 201H251V198L249 199ZM13 201V202H14ZM55 202H57L56 201V199L54 200ZM201 201V200H200ZM224 201V200H223ZM246 202H248L247 200H245ZM263 201V200H262ZM55 202H53V204H51L52 205V207L50 206V208H51V214H50V211H49V222H50V225H51V228H52V231H53V233L55 234V236L57 237V239L59 240V242L61 243V245L63 246V248L65 249V251L69 254V256L75 261V263L76 264H82L81 263V261L83 260H81V258H83V257H80V260L79 259H76L75 257H76V255H74L73 253H71L72 252V250L70 251L68 248H70V247H66V245L64 244L65 242H66V240L64 239L65 237H67V236H63V230L62 231H60L63 227H59L58 226V224H59V222H57V224H54L53 223V221L55 220H52V216H54V214H56V213H53V211H55V212H57L56 211V209L59 207H54L57 203H55ZM60 201H58V203H59ZM61 202H62V200H61ZM61 202H60V205H61ZM170 202V201H169ZM177 202V201H176ZM183 202V201H182ZM257 202H259V201H257ZM4 203V202H3ZM24 203V204H23ZM189 203V202H188ZM232 203H234V202H232ZM240 203H242V202H240ZM249 203V202H248ZM253 203H254V201H253ZM55 204V205H54ZM197 204V203H196ZM235 204V203H234ZM244 204V203H243ZM257 204V203H256ZM261 204V203H260ZM259 204V205H260ZM263 204H264V202H263ZM58 205V204H57ZM89 205V204H88ZM168 205V204H167ZM190 205V204H189ZM246 205V204H245ZM249 205V204H248ZM17 206V205H16ZM16 206H14V207H16ZM196 206V205H195ZM225 205H224V202H223V208H225L226 207ZM237 206V205H236ZM243 206V205H242ZM242 206H240V207H242ZM247 206V205H246ZM258 206V205H257ZM257 206L255 205V207H256V209H257ZM261 207H262V205H260ZM219 207V206H218ZM253 207H254V205H253ZM2 208V207H1ZM53 208H56L55 210H53ZM63 208V207H62ZM228 208V207H227ZM230 208V207H229ZM260 208V207H259ZM71 209H72V207H71ZM70 209V210H71ZM198 209V208H197ZM221 209V208H220ZM231 209V208H230ZM255 209V210H256ZM263 209H264V207H263ZM60 210V209H59ZM222 210V209H221ZM224 210H226V208L224 209ZM223 210V211H224ZM229 210V209H228ZM240 210H241V208H240ZM239 210V211H240ZM244 209H243V207H242V211H243ZM247 211H249L248 209H246ZM254 210V211H255ZM259 210H261V209H259ZM258 210V211H259ZM30 211H34L35 212V216L33 217L31 214H30ZM69 211V210H68ZM67 211V212H68ZM236 211V210H235ZM234 211V212H235ZM257 211V213H259ZM31 212V213H32ZM59 212V211H58ZM71 212V211H70ZM221 211H219V213H220ZM225 212V211H224ZM228 212V211H227ZM226 212V213H227ZM246 211L244 210V213H245ZM251 212H253V211H251ZM6 213V212H5ZM52 213H53V215H52ZM72 213V212H71ZM204 213V212H203ZM232 213V212H231ZM241 213V212H240ZM246 213H248V212H246ZM255 213H256V211H255ZM261 213V212H260ZM221 214V213H220ZM219 214V215H220ZM229 214V213H228ZM251 213H249V214H247L248 216L250 215ZM254 214V213H253ZM76 215V214H75ZM204 215V214H203ZM244 215V214H243ZM12 216V215H11ZM56 216V215H55ZM217 216V215H216ZM232 216V215H231ZM230 216V217H231ZM246 216V215H245ZM259 216V215H258ZM258 216H255L256 218L258 217ZM264 216V215H263ZM206 217V216H205ZM211 217V216H210ZM233 217H235L234 215H233ZM254 216H252V218H253ZM254 217V219H256ZM13 218V217H12ZM50 218H51V221H50ZM74 218V217H73ZM223 218H225V217H223ZM249 218V217H248ZM251 218V219H252ZM58 218H56V220H57ZM243 219H245V218H243ZM247 219V218H246ZM262 219H264V217L262 218ZM90 220V219H89ZM225 220V219H224ZM257 220H260V219H257ZM10 221H12V220H10ZM187 221V220H186ZM226 221V220H225ZM229 221V220H228ZM231 221V220H230ZM240 221V220H239ZM244 221V220H243ZM256 221V220H255ZM262 221V220H261ZM28 223V224H31V223ZM56 222V221H55ZM62 222V221H61ZM61 222H60V225H61ZM78 222V221H77ZM233 222V221H232ZM257 222V221H256ZM256 222L254 223V224H256ZM260 222V221H259ZM264 222V221H263ZM26 223H23V224H26ZM83 223V222H82ZM219 223V222H218ZM262 223V222H261ZM184 224V223H183ZM189 224V223H188ZM241 224V223H240ZM239 224V225H240ZM253 224V223H252ZM253 224V226L255 227V225ZM257 224H258V222H257ZM256 224V225H257ZM260 224V223H259ZM27 225V224H26ZM190 225V224H189ZM250 225H251V223H250ZM29 226V225H28ZM77 226V225H76ZM82 226V225H81ZM184 226V225H183ZM207 226V225H206ZM211 226V225H210ZM26 226L24 225V228H25ZM185 227V226H184ZM189 227V226H188ZM259 227V226H258ZM261 227V226H260ZM263 227H264V225H263ZM27 228V227H26ZM29 228V227H28ZM27 228V229H28ZM186 228V227H185ZM191 228V227H190ZM197 228V227H196ZM256 228V227H255ZM67 229V228H66ZM242 229V228H241ZM257 229V228H256ZM255 229V230H256ZM260 229V228H259ZM264 229V228H263ZM178 230V229H177ZM184 230V229H183ZM186 230V229H185ZM247 230V229H246ZM262 230V229H261ZM41 231H42V234H41V236L39 237L40 238V242H38V243H42L43 245H45V246H43L42 248L43 249H39L40 251L38 252L39 254V257H40V260H39V263L38 264H41L40 262H42V261H44L46 258H48L49 259V257L48 256H46V251H48L47 249H49L50 250V253H52L54 256H55V258L61 263V264H66V262L62 259V257L59 255V253L56 251V249L53 247V245L51 244V242H50V240H49V238H48V236H47V234L41 229ZM168 231V230H167ZM203 231V230H202ZM214 231V230H213ZM27 232V231H26ZM28 232V233H29ZM33 232V233H32ZM70 232V231H69ZM73 232V231H72ZM80 232V231H79ZM92 232V231H91ZM183 232V231H182ZM236 232V231H235ZM244 232H246V231H244ZM257 232L259 233V231L257 230ZM71 233V232H70ZM94 233V232H93ZM187 233V232H186ZM263 233V232H262ZM27 234V233H26ZM35 234V235H34ZM61 234H62V236L64 237L63 238V240H65V242L62 240V237H61ZM66 234V233H65ZM236 234V233H235ZM254 234V233H253ZM261 234V233H260ZM259 234V235H260ZM264 234V233H263ZM263 234H261V235H263ZM71 235H72V233H71ZM186 235V234H185ZM184 235V236H185ZM203 235H204V233H203ZM251 235V234H250ZM69 236V235H68ZM93 236V235H92ZM70 237V236H69ZM68 237V238H69ZM73 237H74V235H73ZM260 237V236H259ZM263 237V236H262ZM68 238H66V239H68ZM165 238V237H164ZM192 238V237H191ZM240 238H241V236H240ZM261 238V237H260ZM74 239H75V237H74ZM202 239V238H201ZM258 239V238H257ZM70 240H71V238H70ZM120 240V239H119ZM167 240V239H166ZM186 240H187V238H186ZM186 240H185V242H186ZM189 240V239H188ZM72 241H74V240H72ZM169 241V240H168ZM262 241V240H261ZM68 242V241H67ZM75 242H77V240L75 241ZM242 242H243V240H242ZM241 242V243H242ZM258 242V241H257ZM70 243V242H69ZM72 243V242H71ZM70 243V244H71ZM79 243V242H78ZM197 243V242H196ZM264 243V242H263ZM35 244V243H34ZM67 244V243H66ZM74 245H75V243H73ZM102 244V243H101ZM187 244V243H186ZM185 244V245H186ZM72 245V244H71ZM87 245V244H86ZM190 245V244H189ZM204 245V244H203ZM254 245V244H253ZM79 246V245H78ZM238 246V245H237ZM185 247V249H186V246H184ZM209 247V246H208ZM207 247V248H208ZM243 247V246H242ZM246 247V246H245ZM35 248V247H34ZM73 248H74V246H73ZM76 248V247H75ZM238 248H239V246H238ZM81 249L82 248H80V252H79V254L81 253ZM178 250H179V248H177ZM185 249H184V251H185ZM188 249V248H187ZM235 249V248H234ZM249 249V248H248ZM259 249V248H258ZM262 249V248H261ZM76 250V249H75ZM78 250V249H77ZM194 250V249H193ZM196 250V249H195ZM241 250V249H240ZM239 250V251H240ZM250 250V249H249ZM253 250H255V249H253ZM74 251V250H73ZM107 251V250H106ZM175 251H177V250H175ZM96 252V251H95ZM98 252V251H97ZM186 252V251H185ZM189 252V251H188ZM193 252V251H192ZM260 252V251H259ZM49 253V252H48ZM175 253V252H174ZM180 253V252H179ZM197 253V252H196ZM249 253V252H248ZM253 253H255V251L253 252ZM257 253V252H256ZM76 254V253H75ZM182 254V253H181ZM50 255V254H49ZM81 255V254H80ZM82 255H84L83 253H82ZM95 255V254H94ZM110 255V254H109ZM175 255H176V253H175ZM240 255V254H239ZM254 255V254H253ZM257 255H258V253H257ZM103 256H104V254H103ZM174 256V255H173ZM177 256V255H176ZM175 256V257H176ZM180 256V255H179ZM179 256H177L178 258H174L175 260L176 259H178L179 260ZM4 257V256H3ZM6 257H8V256H6ZM52 257V256H51ZM187 257V256H186ZM195 257V256H194ZM1 258V257H0ZM184 258V257H183ZM257 258H259V255H258V257ZM48 259H46V260H48ZM93 259V258H92ZM170 259H172V257L170 258ZM251 259H252V256H251ZM261 259V258H260ZM2 260V259H1ZM54 260V259H53ZM80 262H79V261ZM146 260V259H145ZM191 260V259H190ZM231 260V259H230ZM264 260V259H263ZM93 261H94V259H93ZM170 261V260H169ZM226 261V260H225ZM253 261H258V260H253ZM46 262V261H45ZM47 262H49V261H47ZM59 262H57V263H59ZM83 263H85L84 261H82ZM171 262V261H170ZM175 262V261H174ZM197 262V261H196ZM195 262V263H196ZM43 263V262H42ZM49 263H51V262H49ZM52 263H55L54 261L52 262ZM56 263V264H57ZM187 263V262H186ZM254 263V262H253ZM252 263V264H253ZM259 263V262H258ZM36 264V263H35ZM46 264V263H45ZM48 264V263H47ZM98 264V263H97ZM174 264H178V261L176 260V263H174ZM199 264V263H198ZM241 264V263H240Z\"/></svg>","mask_w":264,"mask_h":264},{"label":"water","instance_id":"water-1","mask_svg":"<svg viewBox=\"0 0 264 264\" xmlns=\"http://www.w3.org/2000/svg\"><path fill=\"white\" fill-rule=\"evenodd\" d=\"M132 2H133V0L129 1L128 7H127L128 11H129V8H130V5L132 4ZM123 57L125 58V55H123ZM125 67H126L125 77L123 80L124 81L123 82V104H122V107H121L119 113L109 122L106 130L101 135V137H99L97 140H95L91 143H87V144H78V145H71V146L65 147L58 154V156L55 159V162L53 165V171H52L51 185H50V189H49V192L47 193L46 198H43L44 197L43 194L38 192V194L41 197V202H40L41 221H42L41 229L47 234L51 244L56 249V251L59 253V255L62 257V259L66 262V264H76V263L69 256V254L65 251V249L63 248V246L61 245V243L59 242V240L57 239V237L53 233L50 222H49L50 206H51V203L53 201V197L55 195V192L57 190V186L59 184L62 162H63L65 155L68 154L69 152L74 151V150L88 148V147L94 146L95 144L101 142L109 134V132L112 129L115 122L123 114V112L127 106V77H128L127 64Z\"/></svg>","mask_w":264,"mask_h":264}]
</instances>
